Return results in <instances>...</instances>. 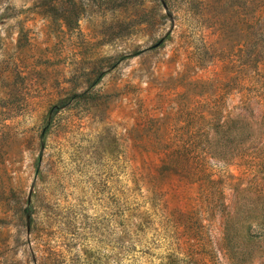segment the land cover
Wrapping results in <instances>:
<instances>
[{
  "label": "rangeland",
  "instance_id": "obj_1",
  "mask_svg": "<svg viewBox=\"0 0 264 264\" xmlns=\"http://www.w3.org/2000/svg\"><path fill=\"white\" fill-rule=\"evenodd\" d=\"M0 264H264V0H0Z\"/></svg>",
  "mask_w": 264,
  "mask_h": 264
},
{
  "label": "trees",
  "instance_id": "obj_2",
  "mask_svg": "<svg viewBox=\"0 0 264 264\" xmlns=\"http://www.w3.org/2000/svg\"><path fill=\"white\" fill-rule=\"evenodd\" d=\"M209 115H213V113ZM218 127L222 129V125ZM209 129L210 131H215L214 128ZM197 130L198 127L194 129V134L197 133ZM155 134L158 140L148 142L146 147L151 152L158 154L163 164L186 170V175L192 178L193 183L203 180L201 177L206 176V174L210 175L211 164L216 158L222 157V148L219 144H213L212 139L203 144H199L196 141L184 144L171 142L167 139L162 140L160 137L168 135V132L166 128L161 126L155 128ZM170 259L172 260L171 256ZM171 260L169 261L170 263L172 262Z\"/></svg>",
  "mask_w": 264,
  "mask_h": 264
}]
</instances>
